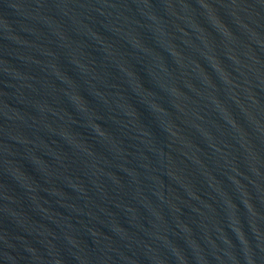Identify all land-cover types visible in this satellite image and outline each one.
Segmentation results:
<instances>
[{
	"label": "water",
	"instance_id": "water-1",
	"mask_svg": "<svg viewBox=\"0 0 264 264\" xmlns=\"http://www.w3.org/2000/svg\"><path fill=\"white\" fill-rule=\"evenodd\" d=\"M0 264H264V0H0Z\"/></svg>",
	"mask_w": 264,
	"mask_h": 264
}]
</instances>
